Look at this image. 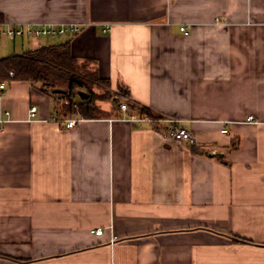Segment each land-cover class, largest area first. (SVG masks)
Returning a JSON list of instances; mask_svg holds the SVG:
<instances>
[{
  "label": "crops",
  "instance_id": "obj_1",
  "mask_svg": "<svg viewBox=\"0 0 264 264\" xmlns=\"http://www.w3.org/2000/svg\"><path fill=\"white\" fill-rule=\"evenodd\" d=\"M0 15L79 25L18 44L70 41L127 96L68 128L59 95L4 80L0 264H264V0H0Z\"/></svg>",
  "mask_w": 264,
  "mask_h": 264
},
{
  "label": "trees",
  "instance_id": "obj_2",
  "mask_svg": "<svg viewBox=\"0 0 264 264\" xmlns=\"http://www.w3.org/2000/svg\"><path fill=\"white\" fill-rule=\"evenodd\" d=\"M12 72V76L9 73ZM6 79L24 80L33 83H40L43 89L51 94L54 88L64 89V93H56L61 99L67 102H60L58 105V116L67 117L72 113H79L84 117H95L100 114L98 101L115 100L119 97H126L125 91L118 87L119 93L110 99L103 92H96L93 86H103L105 91H110V84L107 78L98 76L93 71L88 75L79 69L78 61L71 54L70 41L42 45L38 48L29 49L20 53H14L0 58V81ZM85 89L88 94L86 98H79L77 91ZM135 108V107H133ZM139 114L151 112L147 107L137 106Z\"/></svg>",
  "mask_w": 264,
  "mask_h": 264
},
{
  "label": "built area",
  "instance_id": "obj_3",
  "mask_svg": "<svg viewBox=\"0 0 264 264\" xmlns=\"http://www.w3.org/2000/svg\"><path fill=\"white\" fill-rule=\"evenodd\" d=\"M180 29L184 34H187L188 31L184 26H181ZM80 31V27L77 24L73 23H59V24H44V25H34V24H14L6 20L3 16L0 15V45L2 43L3 37L10 39H39L42 36H53L56 34L64 33H77ZM12 72L9 73L12 76ZM5 81H0V90L4 89ZM60 102H67L66 99H59ZM119 106L121 109H126V102H120ZM36 112V107L34 105L29 107V115L32 117ZM5 114H8V111H5ZM147 118V117H143ZM78 114L72 113L68 118L64 119L65 125L68 128L74 127L79 121ZM142 119V118H141ZM248 119H254L253 116H248ZM53 120L56 118L53 117ZM223 132L227 130L222 129ZM165 136H169L175 140H188L189 142L193 141V138L188 130L180 125H171L168 127ZM96 233H101V229H96Z\"/></svg>",
  "mask_w": 264,
  "mask_h": 264
},
{
  "label": "rangeland",
  "instance_id": "obj_4",
  "mask_svg": "<svg viewBox=\"0 0 264 264\" xmlns=\"http://www.w3.org/2000/svg\"><path fill=\"white\" fill-rule=\"evenodd\" d=\"M21 39H10V38H6V37H3L2 39V43L0 45V58L1 57H4V56H7V55H11V54H14V53H20L24 50V48H27L28 46H30L29 44L25 45L22 47L18 44V42L20 41ZM26 40V39H25ZM42 40H43V37H42ZM44 42L46 41V39L43 40ZM88 63L87 65H83V67H80L79 69L82 70V72L84 71L86 75L90 74V73H93V70L91 66H89ZM96 72V71H95ZM94 89L96 90V92H103L106 96H109L108 99H110L113 95H115L116 93H119L115 90H110V91H105L106 88L103 87V86H93ZM85 91V89H83ZM78 96V95H77ZM79 97V96H78ZM121 100V96L119 97ZM100 102V101H99ZM110 102H113L114 105H115V100H104L103 103L104 105L108 104ZM106 103V104H105Z\"/></svg>",
  "mask_w": 264,
  "mask_h": 264
},
{
  "label": "water",
  "instance_id": "obj_5",
  "mask_svg": "<svg viewBox=\"0 0 264 264\" xmlns=\"http://www.w3.org/2000/svg\"><path fill=\"white\" fill-rule=\"evenodd\" d=\"M53 93H64L65 90L64 89H61V88H54L52 90ZM77 95L80 97V98H86L88 96V94L83 91V90H78L77 91Z\"/></svg>",
  "mask_w": 264,
  "mask_h": 264
}]
</instances>
